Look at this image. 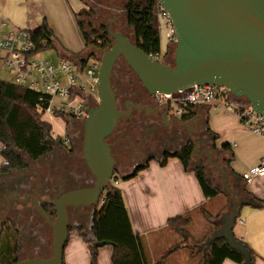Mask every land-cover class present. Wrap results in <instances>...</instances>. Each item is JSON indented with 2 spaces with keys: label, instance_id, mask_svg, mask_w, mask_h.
Listing matches in <instances>:
<instances>
[{
  "label": "crops",
  "instance_id": "1",
  "mask_svg": "<svg viewBox=\"0 0 264 264\" xmlns=\"http://www.w3.org/2000/svg\"><path fill=\"white\" fill-rule=\"evenodd\" d=\"M85 7L84 0H56L53 2L51 0H0V40L4 39L15 27L33 30L45 20L52 28L54 37L58 38L65 29H79L75 14ZM57 38L60 51L68 54V51L72 50L69 42L59 38L57 40ZM235 101L241 105L245 103L240 97H237ZM196 111L202 113V133H206L208 136L204 139L207 140L214 153L220 154V164L225 163V167L224 165L222 167L227 172L229 187L236 191L238 203L240 205L245 203L240 208L233 228L234 235L254 250L257 254L256 264H264V208L255 207L252 204L254 203L253 197L244 191L245 188L254 197L264 199V176L256 177L250 182H247L242 176L250 168L264 163V137L253 134L243 127L236 113L223 103L216 102L198 106ZM208 127L211 132H208ZM224 143H230L232 146L233 160L230 164L225 162L230 153L221 148ZM58 155L57 145L50 153L48 157H51L50 159H45V156L37 161H28L26 171L13 170L7 175L0 176V218L7 211L8 197L14 193V187H18L14 184L17 179H26L23 186L24 195L16 193L21 198L29 194L34 195L37 192L43 194L44 191H48L52 197L55 195L56 181L52 178H42L40 171L44 172L51 160L57 162ZM2 162L3 159L0 155V165ZM71 165L72 163L67 164V166ZM191 174L193 173L184 170L183 164L178 158L172 157L168 159L165 166L160 164V159H154L132 178L124 180L118 177L112 181L123 192L133 229L135 233L144 237L151 263L156 262L168 249L182 241V237L178 234L181 239L164 248V232L168 228L170 218L195 212L205 206L202 210V218H204L202 233L194 235L190 232L192 239L186 244L199 250L201 247L197 246L198 244L195 245L194 241L206 240L215 231L213 228L217 226L219 229L222 226L221 220H215L211 215L219 212L224 214L231 209L232 199L226 190L222 193L225 195V200L222 203L214 204L213 200L218 196L207 200L196 176L193 177L194 175ZM211 180L213 181V179ZM69 183L72 184V181ZM43 197L44 199L48 198ZM10 204V214L16 220L11 219V221L19 231V259L50 256L53 230L37 212L31 199L25 203ZM93 213V208L70 209L72 226L64 251L66 264H91L88 244L76 228L82 227L84 232L91 236ZM50 217L52 220L55 218L52 215ZM159 249L162 251L156 255L155 251ZM185 249L189 250L188 247H182L170 254L165 259V264L173 260L176 264L181 262L180 256ZM112 253V245L101 246L98 264H112ZM193 255L200 256V260L204 259V250L202 249V252H198V254L195 251ZM222 264L237 263L226 259Z\"/></svg>",
  "mask_w": 264,
  "mask_h": 264
},
{
  "label": "water",
  "instance_id": "2",
  "mask_svg": "<svg viewBox=\"0 0 264 264\" xmlns=\"http://www.w3.org/2000/svg\"><path fill=\"white\" fill-rule=\"evenodd\" d=\"M159 2L169 13L175 30L174 64L152 58L121 31H113L110 25L114 43L100 58L98 105L92 107L84 119L83 157L95 183L53 197L44 191L43 194L37 192L24 198L8 199L0 227L10 213L12 200L25 203L31 199L37 212L53 230L50 256L19 259L13 264H62L71 227L69 207L97 206L105 202L106 197L102 196L115 180V159L106 139L116 128L118 120L132 112L129 106L126 113L118 109L112 84L114 66L120 57L125 59L142 87L151 95L174 94L194 84H214L228 88L235 97L245 98L256 112L264 116V0ZM120 12L123 14L122 10ZM165 107L168 111L169 103H165ZM217 169L222 175L224 188L231 194L232 206L222 215V226L200 245L204 259L210 244L223 237L232 249L244 256L246 264H252L250 251L233 232L240 213L237 193L229 187L226 170L220 165ZM43 204L54 207L56 216L53 220Z\"/></svg>",
  "mask_w": 264,
  "mask_h": 264
},
{
  "label": "trees",
  "instance_id": "3",
  "mask_svg": "<svg viewBox=\"0 0 264 264\" xmlns=\"http://www.w3.org/2000/svg\"><path fill=\"white\" fill-rule=\"evenodd\" d=\"M159 4V0H125L122 6L125 23L132 29L134 40L126 34L125 36L148 54L161 52L159 31L156 26V12ZM85 5V8L75 14L77 26L85 44L83 55L72 57L60 51L54 32L46 20L39 27L29 30L39 47L41 49L55 48L63 58L83 62L88 58L98 57V53L103 54L110 48L114 39L110 35L109 25L101 21L96 26L92 21L94 12L91 5L87 2ZM43 42L46 44L42 45ZM51 132L52 125L44 118L40 93L12 81L0 79V155L3 159L0 165V176L7 175L13 170H23L28 167V161H37L50 154L59 143V139L54 138ZM208 132H211L209 127ZM192 147L193 145L189 144L181 150L168 151L160 159V164L165 166L169 158H178L184 170L194 172L206 199L216 198L226 189L216 186L215 182L208 178L204 166L193 164ZM221 148L230 153V156L225 159V162L230 164L233 160L231 144L224 143ZM148 164L138 167L130 175L122 178L124 180L132 178ZM244 191L253 197L252 204L255 207L264 208V199L254 197L245 188ZM227 193L231 196L229 192ZM103 197H106V201L101 203L100 208L94 209L91 236L84 232L82 227L76 228L88 244L91 264H98L99 248L105 244L113 247L112 264H165V259L179 248H194V246L186 245L192 239L190 234V227L194 221L192 212L174 216L168 220V228L179 234L182 241L168 249L156 262L151 263L144 237L135 233L133 229L122 190L111 182ZM244 204L242 203L240 208ZM43 208L50 215L56 216L54 207L43 204ZM204 208L205 206L201 207L202 210ZM213 229L216 230L217 226ZM18 240V230L5 222L0 229L1 264H13L19 260ZM204 241H194V244L200 246ZM240 241L250 251L252 264H256L257 254L246 242ZM98 242L104 244L99 245ZM198 251L202 252V249L199 248ZM192 253L194 254L195 251ZM226 259L237 264H246L244 256L232 249L225 238L221 237L210 244L206 260L201 259L200 264H222ZM62 264H66L65 260Z\"/></svg>",
  "mask_w": 264,
  "mask_h": 264
},
{
  "label": "flooded vegetation",
  "instance_id": "4",
  "mask_svg": "<svg viewBox=\"0 0 264 264\" xmlns=\"http://www.w3.org/2000/svg\"><path fill=\"white\" fill-rule=\"evenodd\" d=\"M111 6L113 11H117V15H110L112 19L109 23V28L110 25H112L113 29V26L121 20L123 14L120 12L122 7L114 3H112ZM118 31H121L125 35L122 30L118 29ZM120 61L124 62L125 59L120 57L117 60L112 76ZM163 62L173 65L175 62V56L174 59L171 57L170 60L168 54L166 60ZM122 72L123 71L118 72V78L120 81H123ZM139 84L141 89L135 91L133 86H129L128 88H125L123 95H119L116 88L113 86L116 91L118 109L126 113L127 107L129 106L132 110L130 116L122 117L118 120L116 128L106 139L110 144L115 159L114 177L118 178L130 175L138 167L146 165L154 159H162L168 151L181 150L189 144L193 145L192 155L194 160L200 158L202 153H204L207 155L209 162L214 164V168L217 169L218 165L221 164L213 159L214 151L207 140L204 139L206 137L208 138V136L206 133H202V113L196 111V107L202 105L188 106L183 113H178L177 107L173 108L172 106L173 102L165 101L158 95L149 94L146 89L142 87L140 81ZM131 103H134L136 107L141 108H136ZM165 103H169L168 111L166 110ZM94 106H97V103L91 104L90 109ZM70 119H72L71 125L68 129L70 144L66 146L59 141V155L57 156V162L51 160L48 163L46 170L44 169V172L40 171L42 172V178H52L56 181L57 188L55 196L62 195L75 189L90 187L95 183L94 175L91 172V174H88L82 169V164H85V161L84 157L80 156L79 153L82 145L83 155L82 139L84 138V119ZM210 152L212 153L211 157L209 155ZM49 155L46 156L45 159H50L51 157L48 158ZM69 163H72V165L67 166ZM23 170L26 171L27 168ZM116 173L118 174L116 175ZM70 181H72V184L69 183ZM24 183H26V179L24 178L21 180H15L14 184L18 187H14V193L11 194L8 199L11 197H19L16 193H20L23 196V192L25 191L23 187ZM16 202L18 203V201L12 200L10 203L16 204ZM98 205L81 208L95 209ZM72 208L81 209L71 206L69 207V211ZM4 215L5 213L3 216ZM11 219H13V217L9 213L5 222H8L17 229L13 223V221L16 220L13 219V221H11Z\"/></svg>",
  "mask_w": 264,
  "mask_h": 264
},
{
  "label": "built area",
  "instance_id": "5",
  "mask_svg": "<svg viewBox=\"0 0 264 264\" xmlns=\"http://www.w3.org/2000/svg\"><path fill=\"white\" fill-rule=\"evenodd\" d=\"M160 3V2H159ZM163 18L168 27L167 37L175 40V30L169 13L159 4L156 12V26ZM43 42L42 45H45ZM47 49H41L38 42L27 29L15 27L4 39L0 40L1 59L12 82L36 90L40 93V101L44 116L61 117L63 119L83 118L88 116L90 105L98 103V72L100 58L92 57L86 61H72L61 57L58 61L39 56ZM154 59H161V52L150 53ZM165 101L175 103L178 113H183L188 106L210 105L221 102L236 113L243 127L253 134L264 137V116L256 112L246 100L243 105L237 104L234 95L224 86L214 84H194L174 94L157 93ZM59 139L63 145H69L67 136ZM243 178L250 182L254 178L264 176V163H260L243 173ZM106 201V200H105Z\"/></svg>",
  "mask_w": 264,
  "mask_h": 264
},
{
  "label": "rangeland",
  "instance_id": "6",
  "mask_svg": "<svg viewBox=\"0 0 264 264\" xmlns=\"http://www.w3.org/2000/svg\"><path fill=\"white\" fill-rule=\"evenodd\" d=\"M56 1V0H51V2ZM85 2H87L89 5H91V8L94 12V15L92 17V21L93 23L97 26L99 24V22L104 21L107 26L109 25L110 21H111V16L110 15H117V11H113L111 4H117L120 7L123 6L125 0H84V4ZM158 22L160 23V27H159V37H160V42H161V59L160 61H165L167 55L169 54V59L171 60L174 59L175 56V41H171L170 39H168L167 37V32H168V27L165 24V21L163 20V18L161 17ZM118 29L122 30L131 40H134V34L133 31L130 27H128L125 23V17L124 15L122 16L121 20L113 26V31H118ZM57 38V37H56ZM60 40H67L71 46L72 50L68 51V54L73 56V57H77V56H81L84 54V50H85V44H84V40L82 38L81 32L79 31V29L75 28L74 30H69V29H65L63 31V33H61L58 37ZM57 38V40H58ZM3 56V51H0V79L3 81H12V76L9 74L7 68L5 67L3 60L1 59V57ZM39 56L41 57H46L49 59H52L54 61H58L61 56L60 53L57 49L55 48H51V49H47L45 52L41 53ZM102 57V53H98V57L97 58H101ZM68 59V58H67ZM70 60V59H69ZM119 71H123V81H120L118 78V72ZM112 83L114 88H116L117 92L119 95H123L125 92V88H128L129 86H133V88H135V91L137 89H141V86L139 84V80L136 76V74L130 69V67L126 64V62L124 61H120V63L116 66L114 74L112 76ZM221 104V102H219ZM98 105V103H97ZM173 108H176V105L174 103H172ZM44 118L50 122V124L52 125V129L54 132L55 136H60L61 138H63L64 136L68 135V129L69 126L71 125V120L72 119H63L61 117H49L47 115L44 116ZM83 140V139H82ZM80 156L83 157L82 155V145L80 147ZM213 159L214 161H221V157L220 154L218 152L213 154ZM193 164L194 165H202L206 168L207 170V176L208 178L213 179V181L216 183V185L218 187H220L221 189L224 190V186H223V180H222V175L219 173V171L217 169H215L214 164H211L209 162V160L207 159V155L202 153V156L196 160H193ZM218 164V163H217ZM223 165L225 163H222ZM223 165H220L221 167ZM225 167V165H224ZM223 168V167H222ZM82 169L84 171H86L88 174H91L89 169L87 168V166L85 164H82ZM224 169V168H223ZM225 170V169H224ZM186 171V170H185ZM188 172H192L194 175L193 177H195V174L193 171H188ZM118 173H116L117 175ZM122 178V176L120 177ZM196 179V178H195ZM197 180V179H196ZM131 191L133 192V189L131 188ZM225 200V195L221 194L220 196H218L216 199L213 200L214 204H218V203H222ZM101 205V203H100ZM100 205H98L97 208H100ZM193 216H194V224L192 225V227L190 228V232L192 234H200L202 233V224L204 222V218H202V209L196 210L195 212H192ZM222 213L219 212L217 214L211 215L213 217V219L215 220H221L222 217ZM220 222V221H219ZM71 223V221H70ZM72 226V225H71ZM166 232H164V242H165V247L167 248L168 246L172 245L174 242H177V240H180V236L176 233H174L172 230H170L169 228H166L165 230ZM189 250L185 249L182 254H181V262H178V264H200V256H194L192 251H196L198 254V249H192V248H188ZM162 251V249L155 251V254H159ZM65 260V259H64ZM174 261V260H173ZM168 262L167 264H176V262L174 261ZM91 262V260H90ZM2 262L0 261V264ZM5 264V263H4Z\"/></svg>",
  "mask_w": 264,
  "mask_h": 264
}]
</instances>
